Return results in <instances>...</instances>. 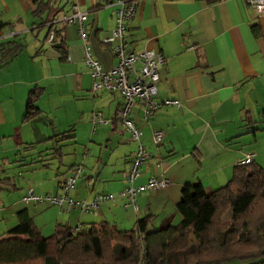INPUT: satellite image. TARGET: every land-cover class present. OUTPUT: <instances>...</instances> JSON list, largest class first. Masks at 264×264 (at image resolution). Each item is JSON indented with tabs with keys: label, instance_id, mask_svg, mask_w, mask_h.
I'll use <instances>...</instances> for the list:
<instances>
[{
	"label": "crops",
	"instance_id": "crops-1",
	"mask_svg": "<svg viewBox=\"0 0 264 264\" xmlns=\"http://www.w3.org/2000/svg\"><path fill=\"white\" fill-rule=\"evenodd\" d=\"M114 1L53 0L36 15L38 2L34 0H0V45L23 43L13 58L0 65V166L16 158L20 148L23 152L34 149L40 158L52 143L51 153L57 155L68 142L86 151L91 145L98 148V156L93 165L86 164L90 168L84 169L79 176L82 182L70 195L85 201L98 193L115 196L114 201L100 203L95 213L59 210L46 201L24 202L29 188L37 195L59 193L63 178L79 163L72 162L61 172L57 169L60 176L54 175L55 180L47 173V163L30 167L20 198L10 193L18 188L12 175L0 167V180H5L0 182V239L9 237L5 232L16 224V213L22 209L44 237L56 224L82 231L89 224L106 223L126 231L145 216L150 218L148 227L156 220L159 226L167 219L172 223L185 183L197 180L205 190L215 189L229 180L232 168L245 154H251L258 165L264 162L260 117L264 13L257 14L243 0H135L126 34L128 47L161 54L164 63L158 67L157 98L177 100L179 106L161 107L147 119L137 107L131 108L129 117L148 152L132 185L141 186L152 175L166 178L168 184L140 190L135 195L136 211L124 206L126 198L118 193L126 185L136 143L113 119L123 101L121 95L101 89L92 93L93 78L84 64V45L101 70H110L116 62L110 46L101 42L114 27ZM75 9L85 12L86 40L78 37L76 24H57L64 45L61 51L46 41L48 26L42 20L60 18ZM33 86L42 89L35 102L40 112L23 122L27 92ZM92 112L109 122L91 127L86 134ZM152 130L162 132L159 145L151 141Z\"/></svg>",
	"mask_w": 264,
	"mask_h": 264
},
{
	"label": "trees",
	"instance_id": "trees-1",
	"mask_svg": "<svg viewBox=\"0 0 264 264\" xmlns=\"http://www.w3.org/2000/svg\"><path fill=\"white\" fill-rule=\"evenodd\" d=\"M37 2L34 13L40 15L53 0ZM51 28V44L62 51L61 26H48V31ZM22 47L18 41L1 44L0 65ZM41 92L36 86L27 92L23 122L40 112L35 102ZM260 117L264 127V105ZM76 165L81 164L72 168ZM175 210L177 223L167 219L155 229H149L150 218L145 216L126 231L106 223L89 224L82 231L56 224L44 237L22 209L5 232L9 237L0 239V264H224L248 259H253L249 264H264V167L253 161L236 165L229 180L211 190L197 180L185 183Z\"/></svg>",
	"mask_w": 264,
	"mask_h": 264
},
{
	"label": "built area",
	"instance_id": "built-area-1",
	"mask_svg": "<svg viewBox=\"0 0 264 264\" xmlns=\"http://www.w3.org/2000/svg\"><path fill=\"white\" fill-rule=\"evenodd\" d=\"M244 3L255 10L257 14L264 13V0H243ZM114 27L110 30L107 37L101 42L110 46L111 52L116 58V62L108 71H103L100 65L95 61L86 45H84V64L89 68L93 81L91 83V92L104 90L107 92H118L123 101L116 110L113 117L120 123L122 128L128 133L129 139L136 143L133 156L129 163L126 174V185L118 193V196L126 198L124 206H130L133 211L137 210L135 204V195L143 189H160L168 184V180L162 176L152 175L147 181L138 187L132 185L133 181L139 175L140 165L148 157L146 148L140 142V131L129 117L132 107H137L141 117L147 119L156 110L165 106L178 107L179 102L174 99L157 98L156 84L158 82V67L164 63V59L158 52L151 49H143L134 52L128 47L126 34L128 31V22L135 11V0H115L113 3ZM85 12L74 10L72 13L63 15L60 18H52L46 25L55 26L57 24H76L77 35L85 42L86 33L83 25ZM53 38L52 28L48 31L46 41L51 43ZM66 60L69 58L66 56ZM90 124L94 128L98 124H106L109 120L101 118L98 112H92L90 115ZM151 141L154 145H159L162 139L160 130L151 131ZM252 161L251 154H245L237 165H246ZM83 172L82 165L74 166L70 173L63 180L60 192L50 195H37L29 188L22 200L24 202L46 201L55 205L59 210H69L78 208L83 212L95 213L100 203L105 201H114L115 196L111 193H98L90 201L77 200L71 197L70 193L74 189L76 179ZM76 228L74 229V231Z\"/></svg>",
	"mask_w": 264,
	"mask_h": 264
},
{
	"label": "rangeland",
	"instance_id": "rangeland-1",
	"mask_svg": "<svg viewBox=\"0 0 264 264\" xmlns=\"http://www.w3.org/2000/svg\"><path fill=\"white\" fill-rule=\"evenodd\" d=\"M96 111H98V110H96ZM60 117L61 118H59V119H62V116H60ZM69 117H71V116L69 115ZM83 118H84V121L86 122V114L83 115ZM76 119H77V116L75 115V118H74V120H72V123H75ZM98 126L100 127L102 125H98ZM90 129H91V125L88 122V126H87V124L85 125V130H86L85 133L90 134L89 133ZM6 144L3 143L2 145L5 147ZM49 145L46 147L47 151L44 150L41 153V155H44V154H46V155L41 156L40 158H37L38 154H37V152L34 151V149L30 150V151L23 152L20 148L21 152H20V154H18L16 156V158H11V159H9V162L7 160V162L5 161L4 164H2V166H0V167H3L6 175H12L13 181L18 187L17 189L11 191L10 192L11 194H14L20 198V193L23 190V187L27 183V180H28L27 177L29 175L30 167H33V166L41 167L42 164L47 163L48 164L47 173L49 174V176H52L50 179L55 180L54 175L60 176L59 172L63 171L68 164H70L72 162H76V163L83 165L84 169L88 170L90 168V166H87L86 164L89 163L90 165H93L95 157L98 156V148L96 149L91 145L86 151L84 146L82 148V147L77 146L74 143L72 144V143L68 142V143H66V145H63L61 147V154L60 155L51 153L52 150L55 149L54 143H52L50 145V147H52L51 149L49 148ZM38 149H44V148L38 147ZM39 160H41V161H39ZM59 161H61V164H58ZM259 166L264 167V162L262 164H259ZM57 169L59 172H57ZM44 170H46V169H44ZM82 179H83L82 177H80L79 180L77 179L78 181L75 182V186H74L75 188L78 186L79 182H82ZM54 180H52L51 182L54 183ZM172 210H173V208H171L170 210H167V212L168 211L170 212ZM175 214H176L175 219L172 220V223H176L179 219V215L177 213H175ZM227 217L228 216H226L225 218L227 219ZM129 227L130 226H127L124 229H129ZM158 227H159V222L157 220L155 221L153 227L149 225V229H155ZM252 260L253 259H248V260H244V261L234 260V261H230V262H227L224 264H249Z\"/></svg>",
	"mask_w": 264,
	"mask_h": 264
}]
</instances>
